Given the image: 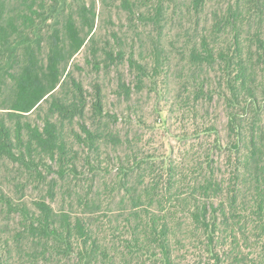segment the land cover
I'll return each instance as SVG.
<instances>
[{
    "label": "trees",
    "instance_id": "trees-1",
    "mask_svg": "<svg viewBox=\"0 0 264 264\" xmlns=\"http://www.w3.org/2000/svg\"><path fill=\"white\" fill-rule=\"evenodd\" d=\"M0 264H264V0H0Z\"/></svg>",
    "mask_w": 264,
    "mask_h": 264
},
{
    "label": "rangeland",
    "instance_id": "rangeland-1",
    "mask_svg": "<svg viewBox=\"0 0 264 264\" xmlns=\"http://www.w3.org/2000/svg\"><path fill=\"white\" fill-rule=\"evenodd\" d=\"M84 51L83 50L75 59V62L83 61L84 59ZM139 106L141 107V111L139 115L143 117V120L147 122L148 125L155 126L154 129L145 130L142 134L145 138V143L149 144V148L152 152H155L158 156L168 150L173 148L175 153L177 154L178 149L180 148V143L178 142L179 138L176 137L180 135L183 130L191 125H188L186 122H182L181 115L176 113L175 115L169 112V104H165L163 101L159 103L155 94L144 96ZM165 106V107H164ZM119 111L123 113L124 107H118ZM159 112H161L162 122H156L157 117L159 116ZM222 120H225V117L222 115ZM164 122H166L164 124ZM167 126L169 128L170 133L167 134L165 132L164 127Z\"/></svg>",
    "mask_w": 264,
    "mask_h": 264
}]
</instances>
